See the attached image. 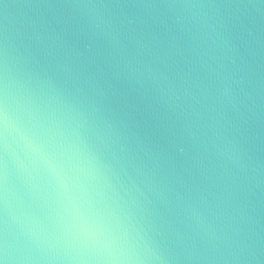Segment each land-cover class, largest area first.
Instances as JSON below:
<instances>
[{"label": "water", "instance_id": "water-1", "mask_svg": "<svg viewBox=\"0 0 264 264\" xmlns=\"http://www.w3.org/2000/svg\"><path fill=\"white\" fill-rule=\"evenodd\" d=\"M5 66L74 107L180 264L240 239L264 264V0H0Z\"/></svg>", "mask_w": 264, "mask_h": 264}, {"label": "clouds", "instance_id": "clouds-1", "mask_svg": "<svg viewBox=\"0 0 264 264\" xmlns=\"http://www.w3.org/2000/svg\"><path fill=\"white\" fill-rule=\"evenodd\" d=\"M53 92L10 75L7 66L0 77V264H180L193 258L138 215L119 174L81 131L74 107ZM229 255L240 264L257 258L243 239Z\"/></svg>", "mask_w": 264, "mask_h": 264}]
</instances>
